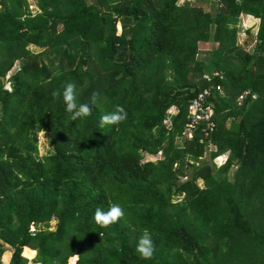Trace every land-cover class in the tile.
<instances>
[{
  "label": "trees",
  "instance_id": "obj_1",
  "mask_svg": "<svg viewBox=\"0 0 264 264\" xmlns=\"http://www.w3.org/2000/svg\"><path fill=\"white\" fill-rule=\"evenodd\" d=\"M36 1L32 16L27 0H0V246L12 249L9 264H29L35 252L33 264H223L249 244L264 223V0H211L210 13L179 0ZM241 15L259 20L252 53L236 42ZM210 38L205 65L198 55ZM29 44L42 51L33 56ZM17 61L24 62L6 92L2 78ZM68 82L78 105L99 93L89 117L70 119L62 97ZM213 83L221 91L208 98L216 124L210 159L228 153L227 163L218 171L192 166L179 184L208 140L199 143L198 130L182 147L174 139L182 137L187 102ZM117 105L126 121L101 127ZM39 133L48 134V154H39ZM114 203L123 218L100 228L96 208ZM145 229L156 249L151 260L136 252Z\"/></svg>",
  "mask_w": 264,
  "mask_h": 264
},
{
  "label": "rangeland",
  "instance_id": "obj_2",
  "mask_svg": "<svg viewBox=\"0 0 264 264\" xmlns=\"http://www.w3.org/2000/svg\"><path fill=\"white\" fill-rule=\"evenodd\" d=\"M88 5H92L94 4L93 0H86ZM122 2H124V4L126 6H131L132 1L131 0H122ZM185 3H189L190 5H195L197 7H199L204 13H210L212 11V7H213V2L211 0H179L178 4L179 5H183ZM27 12L32 14V16L36 15V13L39 12L38 6H37V1L36 0H27ZM116 16V14H114ZM205 20V19H204ZM258 23L259 20L256 19L255 17L249 15V16H244L241 15L239 16L237 23H236V42L242 47L243 50L251 52L255 51V34L258 28ZM131 24V23H130ZM118 28V26H116ZM62 26L61 25H56L55 30H53L55 33L59 32L61 30ZM52 30V29H51ZM212 27H210V34L212 33ZM212 38H210L208 40V43L204 46L201 47L199 55H198V60H200V62L202 64L206 65V61H207V56H208V52L210 50V43ZM213 45V44H212ZM215 46V44H214ZM27 49L30 50L33 53V56H36L38 53H40L42 51L41 48L33 45V44H29L27 46ZM262 56H264V54H262ZM34 60L39 61L40 58L36 57L34 58ZM24 61H17L14 65V68L7 73L4 78H2V86L5 89L6 92H11L12 91V82H11V75L16 72L19 67H20V63H23ZM252 62H257V60L251 61ZM200 72L197 70L194 73V81L195 83H198V78H199ZM202 79V78H201ZM221 91V88H220ZM219 91V92H220ZM222 95V92H221ZM251 100H256L255 96H252ZM236 105L239 106L241 104V99L236 98L235 100ZM245 110H250L251 108L249 106H245ZM240 113V112H239ZM245 114H248V112H245L244 114H239L235 119H233L232 116H229V118L226 119V121L224 122L225 126H229L231 121H238L240 118H242V116H244ZM177 112L175 109H170L167 112V117H166V122L165 124L167 126H170V118L173 116H176ZM221 117L217 116V121L221 122ZM184 138L183 137H176L174 139V146L177 147H182L184 145ZM37 145H38V150H39V154L40 155H44V154H48V152L50 151V146H49V142H48V134L46 133H39L37 135ZM216 151V147L213 145V143L211 141H209V143H207V145L204 146L200 157L199 158H190L189 159V163L188 166L185 170V173L183 176H178V183L181 184L182 182H184L185 179L189 178L192 174V166H198V165H202V164H214V171H218L219 169H222L223 166H225V164L227 163V158H228V153H224L223 155L216 157L214 159H210V154L212 152ZM162 158L161 154H157V156H144V162H155L157 160H160ZM233 168V167H232ZM228 176L230 178H232L233 173L231 174L230 171L228 172ZM196 185L200 188L201 186H203V181L202 179H199L196 182ZM183 197L179 196L178 200H181ZM176 200V199H175ZM56 226V223L54 221H51L49 224V228L51 231H54ZM40 229V226L37 225L35 227L32 228L33 232H36ZM245 243H248L245 241ZM243 243V245H239L238 248H234L233 250V255L229 258V256H226L228 259H224L222 260L223 264H238L237 263V257H240V255H245L246 257L244 258V261L239 262V264H264V223L262 225L259 226V228L253 229L251 235H250V242L249 244H245ZM210 247H214L213 243H209ZM246 248H248V250H246ZM28 249V248H27ZM30 251H33L31 249H29ZM238 251V252H237ZM35 252V251H34ZM218 252V251H217ZM216 252V253H217ZM230 253V250H229ZM238 253H241L238 255ZM11 254H12V249L10 247H7L5 245H1L0 246V264H9L10 258H11ZM4 255H7V261L6 263H2L1 259ZM36 252H35V256L33 259H28L29 264H33V261L36 258ZM249 255V256H248ZM210 256L212 257L211 260H214V253H211ZM223 258V257H222ZM233 258V259H232ZM235 258V259H234ZM75 260H70L68 262V264H72Z\"/></svg>",
  "mask_w": 264,
  "mask_h": 264
},
{
  "label": "clouds",
  "instance_id": "obj_3",
  "mask_svg": "<svg viewBox=\"0 0 264 264\" xmlns=\"http://www.w3.org/2000/svg\"><path fill=\"white\" fill-rule=\"evenodd\" d=\"M54 98H59L61 93L59 91L53 92ZM63 101L66 105V111L71 113L70 119L76 121L77 119H84L92 114L93 107L99 98V93L94 92L91 96V105L88 103L77 104L76 85L73 82H68L64 86L62 92ZM127 111L120 105H117L115 110L107 113L100 118V126L105 125H119L126 121ZM124 209L119 204H111L107 211L102 208H96L94 212V222L100 228H109L118 223L124 216ZM155 244L152 239V233L145 229L136 245V252L140 258L144 260H151L155 254Z\"/></svg>",
  "mask_w": 264,
  "mask_h": 264
},
{
  "label": "built area",
  "instance_id": "obj_4",
  "mask_svg": "<svg viewBox=\"0 0 264 264\" xmlns=\"http://www.w3.org/2000/svg\"><path fill=\"white\" fill-rule=\"evenodd\" d=\"M212 77L217 76L216 72L211 74ZM201 78L206 81H211V77L202 75ZM214 91H220V85L213 83L207 87H203L200 91L187 102L185 108V120L182 127V137L186 140H191L198 130L200 139L199 143H209V138L216 128V124L213 120V112L211 105L208 102L210 93ZM246 93L239 94L237 97L241 99Z\"/></svg>",
  "mask_w": 264,
  "mask_h": 264
}]
</instances>
